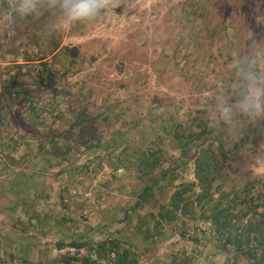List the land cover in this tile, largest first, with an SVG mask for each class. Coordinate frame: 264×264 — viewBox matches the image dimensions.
<instances>
[{
  "label": "rangeland",
  "instance_id": "rangeland-1",
  "mask_svg": "<svg viewBox=\"0 0 264 264\" xmlns=\"http://www.w3.org/2000/svg\"><path fill=\"white\" fill-rule=\"evenodd\" d=\"M119 3L67 31L50 12L13 22L8 4L0 8V264H62L65 255L114 264L112 243L140 264H226L210 224L154 229L175 192L158 179L162 168L175 186L198 184L195 160L182 163L181 129L222 140L229 158L219 157L215 188L239 190L262 212L264 119L237 105L246 62L264 79V0ZM144 152L161 167L145 169Z\"/></svg>",
  "mask_w": 264,
  "mask_h": 264
},
{
  "label": "trees",
  "instance_id": "trees-1",
  "mask_svg": "<svg viewBox=\"0 0 264 264\" xmlns=\"http://www.w3.org/2000/svg\"><path fill=\"white\" fill-rule=\"evenodd\" d=\"M47 79L48 76L42 78L43 82L47 81ZM181 130H176L175 136L180 143L182 163L186 165L190 160H195V177L198 184L186 183L175 186V181H177L175 172L170 170V168H162L158 179L162 181L169 179L167 185L174 187L175 192L170 203L162 206L159 217L158 219L156 218L154 229L159 234L163 223L167 225L176 224L178 221H182L184 225L190 222L207 223L213 227L218 236L216 247L221 254L226 256V264H232V260L237 263V256L239 255H242L251 264H264L263 200L262 212L258 214L252 211L254 206L251 205L252 203L254 204V201L252 200L249 204L241 200V192L239 190L233 189L231 192H227L221 190L220 186L215 188V183L221 175L219 157L222 158V163L227 162L229 150L226 149L220 138L213 136V132H207V128L199 132L190 131L189 133L185 129ZM215 143L218 150L213 148ZM192 150L194 154L189 156ZM143 156L146 160L149 157L151 159L142 162L145 169L154 171L161 167V157L154 152H152V155L144 152ZM144 174L148 173L144 172ZM158 179L155 180L156 183ZM150 183L144 189L143 200H146L153 189ZM216 193L220 195L219 198L215 197ZM252 213V219L247 224L241 225L242 221L247 219L249 214ZM63 217L66 218L64 215ZM199 232L200 229H195L194 235L191 236V239L196 243H201ZM146 235V238H154V235L150 234V232H147ZM182 236L184 238L187 237L186 232L182 233ZM62 245L63 243L59 244V247L61 248ZM118 245V243H112L111 251H109V256L112 255L117 258H114V264H140V256L136 255L131 249L120 250ZM69 247L81 249L88 246L84 243L72 242ZM61 262L62 264H96L90 258L81 259L70 255L63 256Z\"/></svg>",
  "mask_w": 264,
  "mask_h": 264
},
{
  "label": "clouds",
  "instance_id": "clouds-1",
  "mask_svg": "<svg viewBox=\"0 0 264 264\" xmlns=\"http://www.w3.org/2000/svg\"><path fill=\"white\" fill-rule=\"evenodd\" d=\"M7 3L12 10L13 22L29 16L37 17L45 12L57 16L63 30H70L76 22L95 20L104 11L115 10L119 0H0V8ZM247 89L241 93L237 107L252 120L264 119V79L253 71L250 62L241 69ZM232 111L221 109L225 123H232Z\"/></svg>",
  "mask_w": 264,
  "mask_h": 264
}]
</instances>
